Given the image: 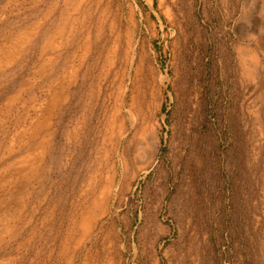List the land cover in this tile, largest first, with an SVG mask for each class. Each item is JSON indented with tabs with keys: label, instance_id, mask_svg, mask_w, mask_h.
I'll use <instances>...</instances> for the list:
<instances>
[{
	"label": "rangeland",
	"instance_id": "rangeland-1",
	"mask_svg": "<svg viewBox=\"0 0 264 264\" xmlns=\"http://www.w3.org/2000/svg\"><path fill=\"white\" fill-rule=\"evenodd\" d=\"M0 264H264V0H0Z\"/></svg>",
	"mask_w": 264,
	"mask_h": 264
},
{
	"label": "bare ground",
	"instance_id": "bare-ground-1",
	"mask_svg": "<svg viewBox=\"0 0 264 264\" xmlns=\"http://www.w3.org/2000/svg\"><path fill=\"white\" fill-rule=\"evenodd\" d=\"M12 43V42H11ZM11 163V162H10ZM13 164V163H12ZM18 165V164H17ZM9 166H11V165H9ZM10 168V167H9ZM7 170H8V168H7Z\"/></svg>",
	"mask_w": 264,
	"mask_h": 264
}]
</instances>
